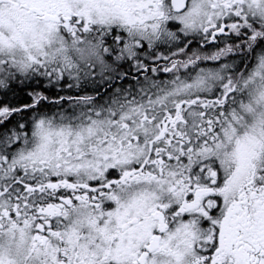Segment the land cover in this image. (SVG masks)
Instances as JSON below:
<instances>
[{
	"label": "snow or ice",
	"instance_id": "obj_1",
	"mask_svg": "<svg viewBox=\"0 0 264 264\" xmlns=\"http://www.w3.org/2000/svg\"><path fill=\"white\" fill-rule=\"evenodd\" d=\"M0 264H264V0H0Z\"/></svg>",
	"mask_w": 264,
	"mask_h": 264
}]
</instances>
